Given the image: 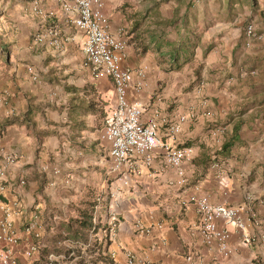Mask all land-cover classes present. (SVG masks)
<instances>
[{
	"label": "crops",
	"instance_id": "1",
	"mask_svg": "<svg viewBox=\"0 0 264 264\" xmlns=\"http://www.w3.org/2000/svg\"><path fill=\"white\" fill-rule=\"evenodd\" d=\"M37 1L55 13L52 24L59 32L58 45L33 42L39 22L31 12L33 0H0V26L8 35L7 44L0 40V168L7 177L0 195V219L7 209L12 213L20 261L22 249L34 242L39 246L34 258L40 264H75L81 259L88 264L96 259L97 254L89 252L98 244L103 257L98 264H125L126 251L152 264H264V7H260L262 38L246 44L250 23L228 41L210 36L203 51L194 54L201 81L174 97L177 85L172 75L178 69H170L164 61L165 48L157 49L166 31L160 33L156 25L180 10L181 2L102 0L109 31L118 35L120 28L125 29L124 63L146 74L142 90L129 95L130 101L145 106L141 120L147 122L157 112L159 132L166 139L170 123L192 114L175 136L178 145L194 150L184 167L187 183L179 188L174 169L164 166L159 149L151 165L136 162V172L124 177L127 186L109 173V143L99 139V132L115 105L112 79L94 77L84 65L82 34L67 22L62 0ZM172 1L173 15L163 14ZM245 2L255 5L254 0ZM226 3L228 9L241 4ZM144 45L146 52L141 50ZM7 121L11 123L3 126ZM218 127L223 133L214 135ZM229 141L232 145L223 148ZM10 154L17 158L13 164L5 161ZM114 192V198H107ZM194 192L212 204H243L258 221L244 231L226 225L228 257H219L203 243L195 207L180 206V198ZM86 202L94 203L96 230L86 232L82 244L67 238L65 224L79 216ZM110 214L119 224L107 244L104 229ZM138 219L160 223L162 228L136 235L132 225ZM30 224L28 234L25 228ZM218 224L223 226L222 221ZM244 234L251 237L250 243H245Z\"/></svg>",
	"mask_w": 264,
	"mask_h": 264
},
{
	"label": "built area",
	"instance_id": "2",
	"mask_svg": "<svg viewBox=\"0 0 264 264\" xmlns=\"http://www.w3.org/2000/svg\"><path fill=\"white\" fill-rule=\"evenodd\" d=\"M56 1V0H51ZM102 0H62L61 8L66 13L67 22L83 37L82 51L84 65L88 66L94 77L107 76L112 79L115 93V105L107 113L104 124L99 132V139L109 143L108 171L117 180L128 185L125 176L136 172V162L143 165H151L154 159V151L160 150L164 166L174 169L179 188L187 183L185 176V164L189 163L194 154L191 146L178 145L175 136L180 131V125L192 117L191 113L183 114L168 126L166 139L159 132L158 113L155 112L147 122L141 117L145 112L143 103L130 101V94L139 93L144 87L146 74L142 68L132 70L125 61L127 39L125 29L120 28L118 35L109 31L108 17L104 14ZM31 12L39 19L38 26L32 32L33 42L36 44L49 41L53 45L59 44L58 29L52 24L54 11L44 9L37 0H33ZM249 40L255 37L254 27L248 24L245 29ZM34 78L35 75H33ZM223 128L214 129V135H221ZM17 160L13 154L6 155L7 164H13ZM54 174L59 170L54 169ZM124 179V180H123ZM23 179L20 184H24ZM7 177L5 169L0 168V195L5 191ZM115 192L110 193L111 199ZM99 203L94 207V212L99 209ZM193 205L198 215L196 228L199 231L203 243L216 255L226 258L230 255L229 231L226 225H233L240 231H244L249 223L258 221L243 204L219 205L210 203L204 195L194 192L180 198V206L186 208ZM12 213L7 209L0 219V264H40L34 257L39 250L37 243H28L22 249L23 261H20L16 247L19 245L18 231L11 218ZM96 221L95 215L93 222ZM218 221H222L220 227ZM119 224L115 214H110L109 221L104 229V238L108 241L114 239ZM33 224L25 228L30 234ZM136 235H147L154 232V228L161 229L160 223L147 224L141 220H135L132 225ZM264 238V235H263ZM251 237L244 234L245 243L251 242ZM125 264H152L147 258L133 251L125 252ZM190 258L188 257V260Z\"/></svg>",
	"mask_w": 264,
	"mask_h": 264
},
{
	"label": "rangeland",
	"instance_id": "3",
	"mask_svg": "<svg viewBox=\"0 0 264 264\" xmlns=\"http://www.w3.org/2000/svg\"><path fill=\"white\" fill-rule=\"evenodd\" d=\"M141 1L144 2L147 0ZM226 1L227 0H181L180 10L176 15L181 18L178 19L176 24L165 27L163 24L158 22L159 24L156 25V29L160 33L166 31L165 39L173 41L175 39L177 28L181 25V23H183L182 18L184 19L186 16L185 19L189 23H192L195 18L194 24L196 26L192 29V34L195 37L198 36L201 40V44H199L197 48H193V56L191 60L186 62L181 69H178L172 75V81L177 85V88L173 92L174 97H176L175 93L177 92H190L194 88L195 82L201 81L202 76L198 79L197 70H199V64L194 54L198 53L199 49L203 51V47L207 46V43H210V36L213 35V38L216 37L217 39L221 38L224 41H228L237 30L244 32V27L250 23L255 28V37L250 40V43L254 40H260L262 38V34L260 32L262 31L260 19V13L262 10H260V7H264L262 3L263 0H254L255 5L253 6H249L247 4L248 2H245L247 0H238L241 4H236L235 6H232L231 9H228ZM173 4L175 5L176 2L172 1L170 6L163 10V14L167 13L169 16L171 14L173 15ZM256 6L258 8H256ZM186 11L187 13H185ZM1 15H3V9L0 10V16ZM5 32L4 27L0 26V40L3 45L8 43L6 42L8 35H6ZM211 41H213V39H211ZM107 198H110V194H108Z\"/></svg>",
	"mask_w": 264,
	"mask_h": 264
},
{
	"label": "trees",
	"instance_id": "4",
	"mask_svg": "<svg viewBox=\"0 0 264 264\" xmlns=\"http://www.w3.org/2000/svg\"><path fill=\"white\" fill-rule=\"evenodd\" d=\"M167 1V0H161V2ZM178 2L181 0H177ZM177 12H179V9L174 10V15L169 19H161L159 21L160 24H163L165 27L167 26H173L177 23L178 19L181 17H177ZM187 13V11L185 12ZM186 18V16H185ZM183 19V23L179 25L177 28L175 39L173 41H169L168 39H162L157 41V49L160 50L161 48H165L167 51H162L161 55L166 56L167 59L164 61H167L169 64L170 69H180L186 62L190 61L193 56V48L196 47L200 39L198 36H194L192 34V29L195 28L194 21L192 23H189L186 19ZM184 31V32H183ZM183 32V33H182ZM193 36V37H192ZM148 47L145 45L142 46L141 50L142 52H146ZM2 50L6 52L7 46H3ZM164 52V53H163ZM10 121L4 122L3 126H6ZM232 145V142H226L223 144V148L229 147ZM94 203L92 202H86L84 203V207L79 211L80 214L77 218H70L66 224H65V230L69 233L67 235V238H72L73 241H77L79 243H86V232L88 231H95L96 227L94 226L92 222V207ZM106 243L109 244L110 241L106 239ZM95 247V246H94ZM68 253V252H67ZM92 254H97L96 259L94 261H89L88 264H98V261L103 260L102 258V250H101V244H98L97 247L94 249H90L89 252ZM75 264H84V259L78 260ZM102 264H111V261H102Z\"/></svg>",
	"mask_w": 264,
	"mask_h": 264
}]
</instances>
